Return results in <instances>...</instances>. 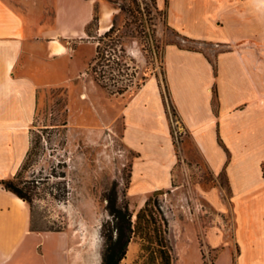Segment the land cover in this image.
<instances>
[{
  "label": "crops",
  "instance_id": "obj_1",
  "mask_svg": "<svg viewBox=\"0 0 264 264\" xmlns=\"http://www.w3.org/2000/svg\"><path fill=\"white\" fill-rule=\"evenodd\" d=\"M155 2L197 45L166 46L167 89L192 145L226 178L205 192L217 217L203 228L205 248L214 264H264V0ZM93 17V0H0V181L14 178L30 149L39 88L62 81L69 54L91 44ZM122 113L123 141L136 152L128 192L141 208L173 187L178 161L160 79L150 77ZM188 239L204 264L200 237ZM70 247L62 232L33 230L29 203L0 183V264H80ZM140 251L131 240L121 264H135Z\"/></svg>",
  "mask_w": 264,
  "mask_h": 264
},
{
  "label": "rangeland",
  "instance_id": "obj_2",
  "mask_svg": "<svg viewBox=\"0 0 264 264\" xmlns=\"http://www.w3.org/2000/svg\"><path fill=\"white\" fill-rule=\"evenodd\" d=\"M93 1L94 17L85 40L91 44L83 43L69 54L72 58L60 63L67 69L59 78L62 81L39 88L31 132L34 149L17 181L31 199L32 228L62 232L78 253L80 264L102 263L106 236L114 228L108 206L128 205L135 221L145 205L140 208L138 197L128 192L136 152L123 141L122 111L136 91L157 76L178 161L173 187L150 194L147 212L165 231L173 262L196 263L195 245L188 236L198 235L204 264H214L215 252L206 250L202 231L217 217L205 192L225 187L226 178L215 176L192 145L173 107L164 70L167 45H197L171 29L166 10L158 9L155 0ZM113 25L111 37L102 38L105 28ZM107 43L114 44L125 64L114 79L111 76L117 70L106 65L102 55L95 60L98 45L104 52ZM86 45L92 47L88 60L83 56ZM72 67L74 73L69 74ZM132 240L143 242L139 235ZM148 255L141 249L135 264H150Z\"/></svg>",
  "mask_w": 264,
  "mask_h": 264
},
{
  "label": "trees",
  "instance_id": "obj_3",
  "mask_svg": "<svg viewBox=\"0 0 264 264\" xmlns=\"http://www.w3.org/2000/svg\"><path fill=\"white\" fill-rule=\"evenodd\" d=\"M113 32L114 25L104 33L102 38L111 37ZM113 45V43H107L104 47V52L100 45H98L95 58V60H97L102 55L106 65L110 66L112 70H117V73L113 74L111 79H114L115 75L122 74V70H125V64L121 63L120 57L115 52ZM163 96L165 98L164 93ZM33 149L34 145L31 138L30 149L17 174L12 179L0 181L4 188L13 192L29 204H31L29 194L25 192L23 188L19 187L17 181L21 178L22 171L26 168L32 156ZM159 193L160 191L154 192V194ZM148 204L149 200L146 201L144 207L137 212L135 221L133 220L134 214L130 212L128 205L117 207L115 203H111L108 206L114 218V228L110 230L106 236V246L101 264H121V261L126 257L129 243L136 235H139L143 240V242L140 243L141 249L149 252L148 259L150 264L173 263V257L171 249L167 245L165 231L162 229L161 225L158 226L153 214L147 212ZM113 231L116 232V235H114Z\"/></svg>",
  "mask_w": 264,
  "mask_h": 264
},
{
  "label": "bare ground",
  "instance_id": "obj_4",
  "mask_svg": "<svg viewBox=\"0 0 264 264\" xmlns=\"http://www.w3.org/2000/svg\"><path fill=\"white\" fill-rule=\"evenodd\" d=\"M107 30H109V27L108 28H105V31H107ZM55 46V45H54ZM54 46H53V48H54ZM51 47V46H50ZM58 47V46H57ZM61 49V48H60ZM59 50V48H55L54 49V51H58ZM53 52V51H52Z\"/></svg>",
  "mask_w": 264,
  "mask_h": 264
}]
</instances>
